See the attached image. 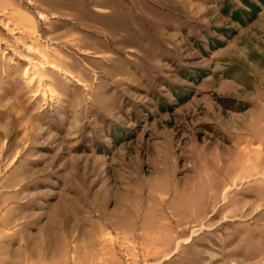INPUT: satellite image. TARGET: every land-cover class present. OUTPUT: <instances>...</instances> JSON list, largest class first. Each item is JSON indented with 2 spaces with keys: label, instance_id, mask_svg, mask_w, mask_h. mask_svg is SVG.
Listing matches in <instances>:
<instances>
[{
  "label": "rangeland",
  "instance_id": "obj_1",
  "mask_svg": "<svg viewBox=\"0 0 264 264\" xmlns=\"http://www.w3.org/2000/svg\"><path fill=\"white\" fill-rule=\"evenodd\" d=\"M0 24V264H264V0Z\"/></svg>",
  "mask_w": 264,
  "mask_h": 264
},
{
  "label": "bare ground",
  "instance_id": "obj_2",
  "mask_svg": "<svg viewBox=\"0 0 264 264\" xmlns=\"http://www.w3.org/2000/svg\"><path fill=\"white\" fill-rule=\"evenodd\" d=\"M1 25V24H0Z\"/></svg>",
  "mask_w": 264,
  "mask_h": 264
}]
</instances>
